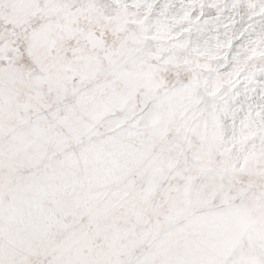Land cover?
Here are the masks:
<instances>
[{
  "label": "snow or ice",
  "instance_id": "obj_1",
  "mask_svg": "<svg viewBox=\"0 0 264 264\" xmlns=\"http://www.w3.org/2000/svg\"><path fill=\"white\" fill-rule=\"evenodd\" d=\"M0 264H264V0H0Z\"/></svg>",
  "mask_w": 264,
  "mask_h": 264
}]
</instances>
